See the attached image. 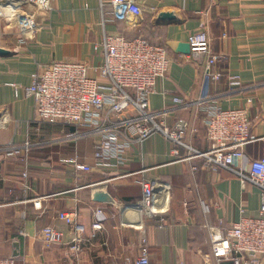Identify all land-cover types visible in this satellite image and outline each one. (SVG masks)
<instances>
[{"label":"crops","instance_id":"1","mask_svg":"<svg viewBox=\"0 0 264 264\" xmlns=\"http://www.w3.org/2000/svg\"><path fill=\"white\" fill-rule=\"evenodd\" d=\"M137 1L143 14L136 27L111 20L106 13L111 8L109 0L24 3L18 10L32 14L38 25L25 35L16 21L7 24L0 14V47L8 50L0 56V257H14L17 264L73 261L67 245L70 226L58 217L64 211L76 212L86 234H95L84 243L75 264H124L128 255L133 260L139 253L144 236L150 264H217L210 257L203 224L217 219L231 223L238 219L241 208L246 214H257V185L242 182L226 168H202L191 174L188 162H173L170 149L174 143L160 132L135 145L129 152L131 159L122 166L76 170L70 159L91 163L92 140L65 138L66 133L75 131L74 125L37 122L32 98L23 89L16 93L11 85H29L39 67L55 60L85 62L94 74V67L102 60L98 44L105 33L144 35L165 45L171 60L167 74L156 82L151 106L173 107L172 94L190 100L215 94L223 106L248 109L256 139L245 146V156L264 155V0ZM162 11L174 13L175 19L160 20ZM200 21L206 22L213 52L225 56L218 62V70L238 75L243 89L228 92L225 79L212 82L204 76L203 61L187 60V54L179 49L177 44L186 43ZM171 113L170 123L175 117H184L194 129L186 140L205 148V127L192 110L175 106ZM25 140L32 144L27 152L6 154L4 147ZM142 176L170 185V206L165 213L148 216L125 206L140 198L138 181ZM95 188L108 193L112 200H95ZM203 204L208 206L206 210ZM98 207L106 220L102 229L93 231V212ZM46 225L65 233L64 243L44 246L36 233Z\"/></svg>","mask_w":264,"mask_h":264},{"label":"built area","instance_id":"2","mask_svg":"<svg viewBox=\"0 0 264 264\" xmlns=\"http://www.w3.org/2000/svg\"><path fill=\"white\" fill-rule=\"evenodd\" d=\"M109 1L111 8L106 13L111 20L122 21L128 27L137 26L143 14L137 0ZM14 2L0 0V14L7 24L16 21L24 35L33 33L38 26L33 15L20 13L18 9L24 3L46 5V0ZM207 32L206 22L200 21L188 35L190 51L187 60L203 61L204 76L214 83L225 79L228 92L243 89L238 75L218 70V62L225 56L213 52ZM225 37L223 32L222 38ZM99 43L102 60L94 67V74H90V67L85 62L55 60L39 67L32 74L29 85L11 84L16 93L23 89L24 94L32 98L33 119L74 125L75 131L66 133L65 138L87 137L92 140L91 163L80 162L77 157L70 159L76 170L88 172L122 166L131 159L129 152L135 145L160 132L174 143L170 149L173 162H188L191 174L195 175L202 168L212 171L226 168L235 172L242 182L257 185L260 205L256 215L246 214L241 208L238 219L231 223L225 224L223 219H217L215 223L206 222L203 226L209 238L210 257L217 264H264V155L245 156V146L256 139L251 133L252 120L248 109L223 106L215 94H204L194 100L172 94L173 107L153 108L151 98L156 94V82L167 74L171 61L165 45L152 42L144 35L127 37L122 33H105ZM175 106L181 110L194 108V116L205 127V148L199 149L186 141L187 133H193L194 129L185 118L176 117L170 123L168 119ZM31 145L26 140L22 144H9L4 150L7 155L18 154L27 152ZM180 148L184 151L181 152ZM145 170L147 168L139 172L142 174ZM22 175L25 177L26 172ZM138 183L141 195L132 203L133 207L148 216L165 213L170 206V185L145 176ZM162 190V205L155 209L158 193ZM203 206L205 210L208 207ZM58 217L70 226L71 237L67 245L73 261L67 264H75L84 243L95 234H86L76 212H59ZM93 218L91 229H102L106 220L104 211L95 208ZM64 234L58 228L46 225L39 229L36 237L50 248L64 243ZM138 252L133 260L128 255L124 264H150L145 236ZM0 264L17 263L14 257H0Z\"/></svg>","mask_w":264,"mask_h":264},{"label":"water","instance_id":"3","mask_svg":"<svg viewBox=\"0 0 264 264\" xmlns=\"http://www.w3.org/2000/svg\"><path fill=\"white\" fill-rule=\"evenodd\" d=\"M13 1H21V0H13ZM158 18L160 20L171 21V20L175 19V14L170 12V11H162V12H160L158 14ZM177 45L179 46V49L182 52H184L186 54L189 53L190 48H189V44L187 42L186 43H178ZM7 53H8V50L0 47V56L1 55H5ZM93 196H94V199L97 200V201H110V200H112V198L109 196L108 193H105L104 191H102L101 189H98V188L94 189ZM125 206L133 207L132 204H127ZM15 247L18 248V244L17 243L15 244ZM14 252H15L14 254H17V249ZM223 264H231V263L224 262Z\"/></svg>","mask_w":264,"mask_h":264},{"label":"bare ground","instance_id":"4","mask_svg":"<svg viewBox=\"0 0 264 264\" xmlns=\"http://www.w3.org/2000/svg\"><path fill=\"white\" fill-rule=\"evenodd\" d=\"M163 194H164L163 190L160 191V192L158 193V197H159V198H158L157 201H156L157 203L154 205V208H155V209L162 205V202H163V199H164ZM159 199H160V200H159ZM158 201H159V202H158Z\"/></svg>","mask_w":264,"mask_h":264},{"label":"rangeland","instance_id":"5","mask_svg":"<svg viewBox=\"0 0 264 264\" xmlns=\"http://www.w3.org/2000/svg\"><path fill=\"white\" fill-rule=\"evenodd\" d=\"M189 110H192V113H193V116H194V108L193 107H191ZM176 118V117H175ZM184 118V117H183ZM186 119V118H185ZM186 121H187V123H189L188 122V120L186 119ZM51 124H54V123H51ZM187 134H192V133H190V132H188ZM187 136V135H186ZM70 138V137H69ZM72 138V137H71ZM73 138H75V137H73ZM26 141V140H25ZM25 141H23V142H21V144L22 143H24ZM27 141H29V140H27ZM187 141V140H186ZM30 142V141H29ZM188 142V141H187ZM31 143V142H30ZM190 143V142H189ZM21 153H23V151H21ZM95 219V218H94Z\"/></svg>","mask_w":264,"mask_h":264}]
</instances>
